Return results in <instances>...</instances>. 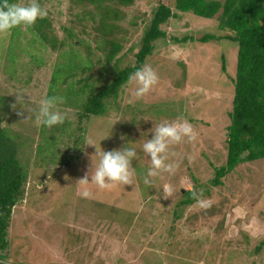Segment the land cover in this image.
<instances>
[{
	"label": "rangeland",
	"instance_id": "1",
	"mask_svg": "<svg viewBox=\"0 0 264 264\" xmlns=\"http://www.w3.org/2000/svg\"><path fill=\"white\" fill-rule=\"evenodd\" d=\"M169 1L174 7L175 0ZM39 2L48 10V39L39 37L33 26L0 34V97L8 103L4 120L30 149L20 155L30 175L23 201L13 209L3 264H264V159L238 165L219 186L210 182L214 168L225 162L238 45L228 40L174 41L225 34L217 16L204 19L188 13L163 25L167 37L155 43L144 63L157 73L158 83L139 100L127 83L117 98L106 102L105 114L84 119L83 146L75 153L61 144L68 142L67 136L39 125L28 109L37 108L48 91L65 99L64 91L78 86L101 89L119 70L134 65L158 0L103 3L118 11L115 35L122 44L116 60L105 68L96 22L76 16L100 12V2ZM21 91L26 94L18 103L16 92ZM85 92L82 99L89 96L87 88ZM57 107L68 114L74 130L81 107ZM180 120L192 124L195 140L170 146L167 162L177 165L175 171L161 172L146 185L143 177L151 162L142 145L151 138L149 130L163 121ZM56 126L62 133L64 125ZM125 141L138 150L131 185L99 189L80 183L101 150L120 148ZM51 142L53 155L43 150ZM84 187L93 193L91 199L81 198ZM194 187L196 193L203 191L201 199L212 201L210 207H200L197 200L179 205ZM168 188L170 194L164 191Z\"/></svg>",
	"mask_w": 264,
	"mask_h": 264
},
{
	"label": "trees",
	"instance_id": "2",
	"mask_svg": "<svg viewBox=\"0 0 264 264\" xmlns=\"http://www.w3.org/2000/svg\"><path fill=\"white\" fill-rule=\"evenodd\" d=\"M72 1L77 5L86 2L94 5L100 2L97 6L100 12L82 11L76 16L80 20L89 17L96 22L93 28L97 33L95 37L99 41L97 48L103 53L102 62H98L105 68L116 60L122 50L121 41L115 35L119 30L116 24L120 19L118 11L115 8H111L112 11L106 9L103 3L108 0ZM117 1L121 4L132 2V0ZM10 2L19 3V0H10ZM188 13L204 19H213L217 16L218 28L225 34L207 33L197 39L185 36L180 40L175 38L174 41L182 43V41L197 40L199 43H207L211 40H228L238 45L235 77L232 79L234 95L231 110L228 112L230 123L227 126L225 162L214 168L211 184L221 185L222 178L242 163L264 159V0H175L174 7H171L169 0H158L152 10L150 21L143 30L139 48L134 54V65L119 70L111 82L101 89L89 88L88 84L64 91L65 99L62 105L71 109L81 107L78 111V122L72 127L74 130L70 131L69 126L72 123L68 120L63 124L62 133L57 126L49 128L54 131L53 134L56 132L58 136H67L68 142H61L66 146V150L79 153L85 133V124L83 125L82 121L106 113V102L117 98L128 83L130 75L142 67L146 58L152 54L155 43L167 37L162 26L171 18H179L180 15ZM33 27L38 28L40 31L38 36L43 39H48V35L52 34L51 24L46 18L37 19ZM222 69L225 70L224 65ZM55 80L54 75L51 81ZM67 80L68 78H65L64 82ZM78 82L81 83L80 80ZM85 88L88 89L89 96L82 99V94L86 93ZM52 94L55 95L48 91L46 97L54 96ZM7 104V98L0 97V264H3L2 260H6L8 255L9 227L13 209L23 201L30 175L20 159V155H26L25 149L29 151L30 149L26 139L15 133L4 120ZM53 146L55 144L51 142L43 150L53 155ZM67 154L65 161L69 163L70 155ZM76 155L73 154L74 157ZM53 159L51 157V161ZM195 189L194 187L184 194L186 198L179 202L180 206L190 205L197 200L192 195ZM259 249L257 247L255 251L258 252Z\"/></svg>",
	"mask_w": 264,
	"mask_h": 264
},
{
	"label": "clouds",
	"instance_id": "3",
	"mask_svg": "<svg viewBox=\"0 0 264 264\" xmlns=\"http://www.w3.org/2000/svg\"><path fill=\"white\" fill-rule=\"evenodd\" d=\"M47 15L48 10L41 6L39 0H26L24 3L0 0V34L10 33L12 29L17 27H31L37 19H42ZM158 80L157 73L150 65L138 68L129 77L128 83L131 86V96L136 100L141 99L158 83ZM16 93L19 94L17 102L20 103L24 100L23 95L26 93L22 91ZM63 102V97H45L40 101L37 108L28 109V111L32 112L39 125L51 128L64 124L68 119V114L57 107ZM149 131L152 133L151 138H147L142 145V152L150 158L151 162L143 177V182L146 185H152V179L150 178L156 177L161 172L171 174L175 171L177 165L167 162L170 156V146L179 144L185 139L193 141L196 138L193 126L187 120L163 121ZM120 138L124 140L123 135ZM88 145L94 144L90 143ZM98 156L99 160L94 168H91L90 172L80 179L82 185L91 183L99 189H105L111 184H132L135 169L132 166V161L138 159V150L132 141H125L122 147L110 151L101 150ZM89 175L90 180L88 179ZM164 191L170 194L172 189L168 188ZM192 195L193 198L197 199L200 207L208 208L211 206V200L200 198L203 197V191L199 193L194 191ZM80 196L81 198L91 199L93 193L89 188L84 187L80 192Z\"/></svg>",
	"mask_w": 264,
	"mask_h": 264
}]
</instances>
